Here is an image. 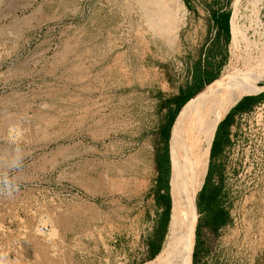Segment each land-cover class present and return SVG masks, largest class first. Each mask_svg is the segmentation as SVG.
<instances>
[{
    "label": "rangeland",
    "instance_id": "1",
    "mask_svg": "<svg viewBox=\"0 0 264 264\" xmlns=\"http://www.w3.org/2000/svg\"><path fill=\"white\" fill-rule=\"evenodd\" d=\"M260 1H231V36L209 90L223 88L235 70L231 47L247 27L257 29ZM161 9L172 13L164 35L157 31ZM236 18L246 26L232 36ZM193 25L183 0H0V156L13 144L26 153L19 190L0 194L3 264L147 260L161 207L155 185L156 157L167 141L162 130L206 26ZM263 79L264 72L240 87ZM197 107L174 125L169 191L181 157L196 145ZM225 176L221 168L209 178L228 214L215 230L198 212L205 190L195 194L190 242L193 251L199 226L206 249L197 262L191 251L189 264H264V182Z\"/></svg>",
    "mask_w": 264,
    "mask_h": 264
},
{
    "label": "bare ground",
    "instance_id": "2",
    "mask_svg": "<svg viewBox=\"0 0 264 264\" xmlns=\"http://www.w3.org/2000/svg\"><path fill=\"white\" fill-rule=\"evenodd\" d=\"M151 2L155 4V1H150V4ZM156 18L164 24L157 29L158 33L167 34L170 29L169 23L172 20V13L168 10H162ZM249 30H251L250 34L248 33ZM251 35H254L256 39L251 38ZM261 36L252 26L240 33L235 44L231 47L235 70L228 76L223 88L217 91L214 89L207 91V109L200 138L193 148L188 149L183 154L175 168L174 182L171 191H169L171 208L167 230L162 247L150 264H189L190 262L193 245L190 238L193 230L194 198L205 173L213 129L218 121L222 104L235 96L230 93L231 85L257 77L264 72V41H260ZM240 45L243 46L242 51L239 49ZM254 49L256 50L255 55ZM239 60L240 63L238 64Z\"/></svg>",
    "mask_w": 264,
    "mask_h": 264
},
{
    "label": "trees",
    "instance_id": "3",
    "mask_svg": "<svg viewBox=\"0 0 264 264\" xmlns=\"http://www.w3.org/2000/svg\"><path fill=\"white\" fill-rule=\"evenodd\" d=\"M227 16H228L227 13L221 14L219 17V22H218V25L223 28L226 37H228V23H227L228 17ZM211 79L208 77L205 78L204 74H201L199 69L196 67V70L193 75V81L190 84H188L185 88L180 89L178 92V95L172 100L175 103V106L173 109H170L168 111L166 125L162 130V134L164 138H166V140L168 141V148H167V141H166L162 152L156 157L158 173H157V180H156V185H155L157 189L155 203L160 205L161 209L158 212L156 222L152 230V236L147 240V246H146L147 260H145L144 262H152L155 256L159 253L163 240H164L166 227L169 221V216H168L170 215L169 208H171V198L169 195V180L172 177V173L170 174L169 148H170V143H171L170 138L173 132L172 130L174 128L175 122H177L176 120L179 119V117L182 115L186 107L199 102V100H201L202 98H204L203 100L205 101L198 103V108H202L206 105L207 92L202 86L204 83L205 84L209 83ZM251 87H253V89H257L262 86H258L256 82L253 81L251 82ZM263 96H264V90L254 95H245V96H242L233 106L230 107L228 112L224 115V117L216 125L214 135L211 140L210 147H209V157L219 147L227 144L228 138H227V127L226 126L230 122L231 114L236 110H241V109L250 107L252 103L261 99ZM201 130H200V133H201ZM168 131H169V136H168ZM200 133L198 137L196 138V141H195L196 144L199 141ZM212 171H213V166H210L207 169L206 181H204V184L201 185V188H200V191H202L203 189L205 190V195L201 199V202H197L198 212L204 213L202 223L209 230H215L221 224H223L224 222L228 220V214H227L226 209H224L219 203L220 186L216 184H211L209 182V178H210ZM199 234H200L199 226H197L195 228V243H194L193 251H192L193 262L196 260L195 248L201 246V241L199 240Z\"/></svg>",
    "mask_w": 264,
    "mask_h": 264
},
{
    "label": "crops",
    "instance_id": "4",
    "mask_svg": "<svg viewBox=\"0 0 264 264\" xmlns=\"http://www.w3.org/2000/svg\"><path fill=\"white\" fill-rule=\"evenodd\" d=\"M231 1L232 0H203L202 4L204 3V5L201 6L203 8V9H201V7H199L196 4V2H198V0H183L185 5L187 6V16L189 19V23L194 24L193 27L195 29H197L196 27H198L201 23L206 24V26L204 25V28H203L204 30H203L202 40H201L202 41L201 46L198 48V50H195V54L197 55V58H196V60L191 62L190 71H189L186 79L184 80V82H186V83H185V86L183 88H185L188 84H190L193 81V75H194V72L196 70V67L199 69L201 74H204L205 78H207V77L210 79L212 78L211 81H209V83H206V84L204 83L202 86L206 90V92L207 91L209 92V89L212 88L214 85H216L219 82V79H220V73L219 72L221 70L220 64L223 62V56L225 54V46H226V43L228 41V37H226L223 28L218 25V22H219L220 15L223 13H227V15H228L227 16L228 17L227 18L228 31L231 29V16H230V25L228 22L229 21L228 20L229 19V11H230L229 8L231 5ZM259 15H260L261 22L257 23L255 26L257 28L256 30L262 35V38L264 39V0H261V2H260ZM260 23H261V30H260ZM245 26H246V24L242 25L241 23H238L237 18H236V20L233 24L232 36L235 35L237 32L241 31L242 29H244ZM192 36H193V30L191 29L190 34H188L187 37L189 38ZM230 36H231V32H230ZM193 50L194 49L187 47L185 51H186V54H193V52H194ZM240 82L233 84L232 87L230 88V93L235 95V96L231 99L224 101V103L222 104L221 109H220L218 120L223 116V114L226 112V110L231 106L232 102L233 101L235 102L237 100L236 98H238L239 96H242L244 94L256 93L262 89L260 87L257 89H253V87H251V82H253V81L246 82V83L242 84L241 87H240ZM256 84H257V82H256ZM261 86L264 87V84ZM239 89H241L243 91V93L240 92ZM206 95H207L206 96V101H207L208 93ZM203 99L204 98H202L201 100H199V102H197L195 104L204 102L205 100H203ZM195 104H193V105H195ZM188 107H186V108H188ZM206 109H207V102H206V105L204 107H202V108L197 107V109L193 113L196 116V118L198 119V121L195 124H193L194 126L193 125H191V126L195 127V125L199 123V128H198V132L196 133V137H198L199 131L203 127L202 122H204ZM246 109L247 108L234 111L230 116V122L232 120L233 115L236 112L246 110ZM202 117H203V119H202ZM228 124L226 127H228ZM225 146H226V144L219 147L209 157L210 159H209V162L207 164V169L210 166H213V171L210 175V179H213L212 177H214L215 173H219L221 168L223 171V169L227 166L226 165L227 160H226L224 153H223ZM170 168H171V164H170ZM207 169H206V173L204 175V178H206ZM160 209H161V207H160ZM166 230H167V227H166ZM205 249H206V247L204 245H201V246L195 248L196 262L199 258L198 252L199 251L201 252ZM143 263H146V262H141L138 264H143ZM147 263H150V262H147Z\"/></svg>",
    "mask_w": 264,
    "mask_h": 264
},
{
    "label": "built area",
    "instance_id": "5",
    "mask_svg": "<svg viewBox=\"0 0 264 264\" xmlns=\"http://www.w3.org/2000/svg\"><path fill=\"white\" fill-rule=\"evenodd\" d=\"M241 10L247 11V8ZM231 12L232 7L229 11V25ZM227 138L228 142L223 150L227 166L222 174L227 177L236 172L241 181L246 182V178L249 182H264V100L233 115L227 127Z\"/></svg>",
    "mask_w": 264,
    "mask_h": 264
},
{
    "label": "clouds",
    "instance_id": "6",
    "mask_svg": "<svg viewBox=\"0 0 264 264\" xmlns=\"http://www.w3.org/2000/svg\"><path fill=\"white\" fill-rule=\"evenodd\" d=\"M25 150L13 144L7 157L0 156V194L11 196L19 190L20 174L24 170ZM0 264L3 261L0 260Z\"/></svg>",
    "mask_w": 264,
    "mask_h": 264
},
{
    "label": "water",
    "instance_id": "7",
    "mask_svg": "<svg viewBox=\"0 0 264 264\" xmlns=\"http://www.w3.org/2000/svg\"><path fill=\"white\" fill-rule=\"evenodd\" d=\"M263 89H264V87H263L261 90H263ZM261 90H260V91H261ZM192 95H193V94H192ZM192 95H191V96H192ZM191 96H190V97H191ZM190 97H189V98H190ZM189 98H188V99H189ZM240 98H241V97H239V98H238V99H237V100H236L231 106H233V105H234V104H235ZM188 99H187V100H188ZM187 100H186V101H187ZM186 101H185V102H186ZM185 102H184V103H185ZM184 103H183V104H184ZM183 104H182V105H183ZM231 106H230V107H231ZM230 107L226 110V112L223 114V116H222V117L216 122L215 127H214V130H213V133H212L211 140H212V138H213L214 131H215V128H216L217 123H218V122L224 117V115L227 113V111L230 109ZM211 140H210V143H211ZM209 147H210V144H209ZM208 152H209V150H208ZM206 169H207V164H206ZM206 169H205V173H206ZM205 173H204V175H205ZM203 178H204V176H203ZM203 181H204V180H202V183H203ZM202 183H201V185H202ZM200 188H201V186H200ZM200 188H199V189H200ZM199 189H198V190H199ZM169 210H170V208H169ZM168 216H169V215H168ZM194 227H195V226H194ZM159 249H160V248H159ZM157 252H158V251H157ZM155 254H156V253H155Z\"/></svg>",
    "mask_w": 264,
    "mask_h": 264
}]
</instances>
